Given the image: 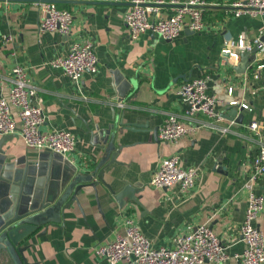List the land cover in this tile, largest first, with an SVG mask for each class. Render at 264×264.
Segmentation results:
<instances>
[{"label": "crops", "instance_id": "crops-1", "mask_svg": "<svg viewBox=\"0 0 264 264\" xmlns=\"http://www.w3.org/2000/svg\"><path fill=\"white\" fill-rule=\"evenodd\" d=\"M42 1L72 13L69 35L38 33L37 3ZM148 1L156 8L150 16L155 21L170 17L175 7L189 0ZM204 1L202 32L184 28L176 39L166 41L148 30L132 41L123 21L130 0H0V38L12 39L7 44L0 42V95L8 94L11 70L16 66L25 68L37 90L33 101L39 103L45 116L40 129L70 132L76 146L65 159L78 168V173L94 174L96 183V189L83 188L78 203L65 202L68 206L62 212L58 210L54 224L46 229L39 227L20 244L30 246L23 253L28 264H107L94 249L123 234L127 221L154 248L172 249L178 236L206 225L228 254L243 251L239 229L247 207L246 184L258 143H264V69L258 79L251 72L264 64V53L256 56V62L244 74H238L229 67L221 49L228 39L241 34L253 41L264 30V16H234L231 5L244 0ZM87 40L94 45L97 72L84 73L76 86L47 63L64 56L71 43ZM200 77H207L208 94L224 103L236 100L249 106L238 112L243 116L242 124L231 125V133L221 134L206 125L208 120L203 116L184 118L185 105L177 94L178 87L183 81ZM229 87L233 88L232 95L227 93ZM224 107L216 109L222 114ZM168 113L192 129L176 144L158 139L159 127ZM252 122L258 124L260 136L248 129ZM219 125L227 126L229 121L224 118ZM110 126L114 129L106 146L111 143L112 151L106 162L113 156L117 163L106 166L101 164L104 151L100 150L104 137L96 134H105ZM2 149L5 153L0 155V173L4 176L8 174L2 171L3 162L6 168H13L17 178L25 163L35 168L39 165L45 173L50 171L48 197L71 177L63 173L58 162H51L53 153L25 147L18 133ZM172 155L180 158L181 167H195L199 172L188 194L180 193L177 185L162 189L149 186L161 161ZM219 168H226L225 173ZM99 172L115 192L124 182L142 188L135 195L139 204L127 202L119 207L98 181ZM252 186L255 194L264 197V177ZM256 226L264 235V210ZM0 264L14 262L1 252ZM225 264L239 263L230 260Z\"/></svg>", "mask_w": 264, "mask_h": 264}, {"label": "built area", "instance_id": "built-area-1", "mask_svg": "<svg viewBox=\"0 0 264 264\" xmlns=\"http://www.w3.org/2000/svg\"><path fill=\"white\" fill-rule=\"evenodd\" d=\"M204 0H189L173 9V14L167 18L153 21L150 16L156 8L148 0H130V7L124 13L123 21L128 30L129 38L136 41L148 30L161 39L172 41L176 39L184 28L192 32H202L204 29ZM234 16L249 14L264 16V0H244L231 5ZM40 14L37 25L38 33L55 32L69 35L72 31L73 15L70 11L59 9L54 3L42 1L37 3ZM10 36H2L0 42H11ZM256 48L258 52L247 68L256 62V56L264 53V30H261L253 41H249L244 34L236 39H228L221 49L229 67L236 66L240 54L251 53ZM47 65L60 70L76 86L84 73L97 72V57L91 41L73 42L69 45L64 56L50 60ZM264 64L253 67L254 79L260 77ZM10 88L7 96L0 95V135L18 133L22 144L38 151H49L64 158L70 155L76 146L74 136L64 130L43 132L40 127L45 122V116L37 98V90L31 85L27 71L21 66L11 70ZM232 95L233 88L227 89ZM181 102L185 105L184 118L195 120L197 116L207 118L206 125L216 129L221 134L231 133L230 126L236 122L229 121V125L220 126L224 120L217 107L238 106L242 110L249 109L246 103L231 100L224 103L216 96L207 92V77H200L183 81L177 91ZM122 107V103H117ZM19 119V126L14 114ZM197 128V127H196ZM248 129L256 136H260L259 126L252 122ZM191 128L183 123L178 116L166 114L158 131V139L162 143L176 144L182 137L191 132ZM258 153L250 164L247 207L239 232L244 243L240 253L228 254L218 236L206 225L198 226L194 231L180 235L175 240L172 249L154 248L149 240L130 222H126L123 234L97 246L94 252L97 257L107 264H225L234 260L239 264H264V235L257 228L259 214L264 210V197L253 192V183L264 177V143H258ZM199 177L195 167L183 168L180 158L172 155L161 161L153 174L149 186L157 189L178 186L182 194H188L194 188Z\"/></svg>", "mask_w": 264, "mask_h": 264}, {"label": "water", "instance_id": "water-1", "mask_svg": "<svg viewBox=\"0 0 264 264\" xmlns=\"http://www.w3.org/2000/svg\"><path fill=\"white\" fill-rule=\"evenodd\" d=\"M257 52L258 50L254 48L251 53L240 54L239 63L230 68L238 74H244L248 64ZM223 110L222 116L225 119L242 124L243 116L238 115V112L242 109L238 106L227 105ZM121 125H124V127H137L134 123H121ZM113 129L114 126H110L109 131H106L105 134H100V132L96 134L104 137L103 146H100V150L104 151L101 164L106 166L117 163L113 156L109 162H106L108 154L112 151V144L109 143L106 146V143ZM13 138H15V134L0 135V155H4L5 152L2 148L6 142ZM52 160L63 166V173L66 172L71 176L70 179L59 184L61 189L57 190L52 197H48L51 184L49 181L50 171L45 173L39 170V165L35 168L31 166V163H25L21 175L17 178L13 168H6L4 162L1 164L3 166L2 171L8 176H4L2 172L0 173V253L4 252L10 256L14 264H21L20 261L23 264H28L23 253L30 246L20 247V244L39 227L43 226L46 229L48 224H54L57 221L58 210L62 212L67 208L68 205H64L65 202H77V196L82 193L85 187L96 189V183L93 180L94 174L82 175L78 173V168L75 165L55 153L51 155V162ZM30 167L32 168L30 169ZM225 170L226 168L224 170L219 168L218 171L225 173ZM43 176L45 178L42 180L41 177ZM97 179L110 192L119 207L125 206L127 202L139 204L135 195L142 188L124 182V185L115 192L104 182L102 172L98 173ZM40 235L38 234L36 237L38 238Z\"/></svg>", "mask_w": 264, "mask_h": 264}]
</instances>
